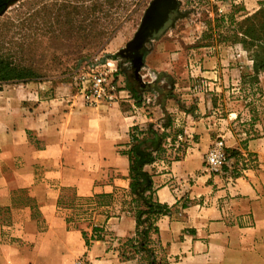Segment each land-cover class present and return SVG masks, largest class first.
<instances>
[{
  "label": "crops",
  "instance_id": "obj_1",
  "mask_svg": "<svg viewBox=\"0 0 264 264\" xmlns=\"http://www.w3.org/2000/svg\"><path fill=\"white\" fill-rule=\"evenodd\" d=\"M244 1V12H253L264 0ZM198 55L201 74L218 80L229 75L228 85L239 81L240 64L224 67V52L208 48ZM259 79L262 106L255 123L248 124L245 110L223 119L244 121L249 128L242 134L228 128L214 133L211 122L200 123L213 118L208 109L216 106L206 96L197 103L200 115L182 131L180 155L168 160V150L166 158L145 166L158 202L167 207L151 235L157 260L264 264V73ZM209 84L210 90L220 82ZM54 93L47 81L0 86V264H130L116 247L135 231V217L122 203L129 179L120 148L128 146L132 128L152 119L133 104L88 105L77 95ZM157 108L162 112L155 103ZM217 139L239 152L223 174L204 163ZM68 191L90 202L84 225L71 221L63 207ZM99 197L108 201L93 206ZM98 213L105 215L99 219Z\"/></svg>",
  "mask_w": 264,
  "mask_h": 264
},
{
  "label": "rangeland",
  "instance_id": "obj_2",
  "mask_svg": "<svg viewBox=\"0 0 264 264\" xmlns=\"http://www.w3.org/2000/svg\"><path fill=\"white\" fill-rule=\"evenodd\" d=\"M150 1L18 0L12 3L0 14V86L20 81H47L55 88V97L77 95L76 98L92 105L78 89V84L92 73L109 74L106 65L109 63L110 68H115L113 84L119 93L115 101L96 105L117 101L133 104L152 119L142 128L151 124L162 132L161 124L166 120L161 110L155 109L157 92L152 85L158 74L165 73L173 82L172 96L164 98L165 110L171 115L173 124L162 140L165 152L157 159L166 158L167 154L168 160L180 155L186 144L182 131L200 115L197 103H202L206 96L216 106L208 109L213 118L200 123L211 122L214 133L228 128L235 134H242V130L249 128L242 126L244 121L223 119L228 113L245 110L247 116H251L248 123L251 126L261 110L262 94L258 88L264 67L259 66L264 53L256 49L257 20L254 16L258 9L244 12V0H177V8L163 27L143 44L142 64L136 72L131 57L120 52L137 31ZM221 19L228 32L222 26L216 27ZM221 34L225 40L217 37ZM208 48L224 52V67L240 64L242 72L235 85H228L229 75L220 76L218 80V77L208 78L199 72L202 57L198 53ZM7 74H18L20 78L3 79V76H9ZM211 80L220 84L209 90ZM169 81L162 78L160 83L170 88ZM222 85L224 89L220 88ZM184 111L188 115L186 119H183ZM126 149L120 148L121 151ZM232 171L230 173L235 175ZM111 173L113 171H107L108 176ZM66 196L63 207L69 210V219L77 222V226L84 225L89 200L76 197L72 191ZM92 200L93 206H98L107 199ZM130 200L131 197L124 193L122 203L135 216ZM104 215L98 213V218L102 219ZM126 239L116 241L118 255L128 256L130 264H146L125 246ZM151 246L153 250L157 248ZM157 261L165 264L162 259Z\"/></svg>",
  "mask_w": 264,
  "mask_h": 264
},
{
  "label": "trees",
  "instance_id": "obj_3",
  "mask_svg": "<svg viewBox=\"0 0 264 264\" xmlns=\"http://www.w3.org/2000/svg\"><path fill=\"white\" fill-rule=\"evenodd\" d=\"M257 20L256 34L257 44L256 49L258 52L264 53V2L259 3V8L254 16ZM263 18V19H262ZM222 26V27H221ZM216 27L225 28L228 32V27L224 26L222 19L216 23ZM223 33V32H222ZM218 38L225 40V36L217 35ZM264 61V59H263ZM260 64L259 68L264 67ZM255 67V64H253ZM3 76L6 78L19 79L20 75ZM165 78L170 80V88H166L167 84H161V79ZM172 80L171 76L160 73L157 79L153 82V89L157 92L156 104L162 109L166 123L161 124L162 132L156 130L151 124L146 128L134 127L130 133V142L127 149L123 151L128 159V179L129 186L126 194L131 197V209L135 212V231L132 237L126 239V247L133 250V253L140 256L145 260L146 264H160L155 256V252L151 246L152 234L158 233L156 226L157 219L165 214L167 207L158 202L156 198V187L153 182V173L146 170L145 166L152 164L157 158L160 157L165 149L162 145V140L167 136L166 130L172 127L173 119L171 115L165 110L164 98L172 96ZM226 153L230 158H237L239 152L234 149H226ZM94 228L93 230H95ZM85 239V244H90V239L82 232ZM93 239H99V236H93ZM121 258L127 260L129 257L122 255Z\"/></svg>",
  "mask_w": 264,
  "mask_h": 264
},
{
  "label": "built area",
  "instance_id": "obj_4",
  "mask_svg": "<svg viewBox=\"0 0 264 264\" xmlns=\"http://www.w3.org/2000/svg\"><path fill=\"white\" fill-rule=\"evenodd\" d=\"M109 74L106 72H96L90 74L78 84V89L88 100L89 104L96 105L100 102H113L117 98V88L113 84V73L115 68H110L107 63ZM87 83V84H86ZM226 147L222 139H217L212 143L205 154V165L214 174H223L224 168L230 161L226 153Z\"/></svg>",
  "mask_w": 264,
  "mask_h": 264
},
{
  "label": "water",
  "instance_id": "obj_5",
  "mask_svg": "<svg viewBox=\"0 0 264 264\" xmlns=\"http://www.w3.org/2000/svg\"><path fill=\"white\" fill-rule=\"evenodd\" d=\"M18 0L7 2L0 14H2L12 3ZM177 0H151L141 18V22L132 39L126 43L121 54L130 56L136 72L142 64L143 54L141 48L145 41L154 33H157L168 20L169 15L177 8Z\"/></svg>",
  "mask_w": 264,
  "mask_h": 264
},
{
  "label": "flooded vegetation",
  "instance_id": "obj_6",
  "mask_svg": "<svg viewBox=\"0 0 264 264\" xmlns=\"http://www.w3.org/2000/svg\"><path fill=\"white\" fill-rule=\"evenodd\" d=\"M10 0H0V10L4 7V5Z\"/></svg>",
  "mask_w": 264,
  "mask_h": 264
}]
</instances>
